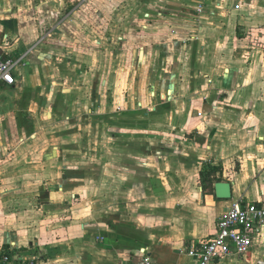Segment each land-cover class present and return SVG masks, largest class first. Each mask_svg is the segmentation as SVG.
<instances>
[{
  "label": "crops",
  "instance_id": "crops-1",
  "mask_svg": "<svg viewBox=\"0 0 264 264\" xmlns=\"http://www.w3.org/2000/svg\"><path fill=\"white\" fill-rule=\"evenodd\" d=\"M86 21L95 60L105 48L118 77L138 55L156 97H128L121 113L115 100L105 132L59 133ZM7 58L23 60L14 84L0 81V262L198 264L190 249L232 200L264 202V0H0ZM210 264H264V229Z\"/></svg>",
  "mask_w": 264,
  "mask_h": 264
},
{
  "label": "rangeland",
  "instance_id": "rangeland-1",
  "mask_svg": "<svg viewBox=\"0 0 264 264\" xmlns=\"http://www.w3.org/2000/svg\"><path fill=\"white\" fill-rule=\"evenodd\" d=\"M71 7L72 5L70 4L69 9ZM87 22L88 21L81 22L80 25L83 26L81 28L85 29L86 33L85 37L82 38V40L84 39V52L82 54L83 56L79 58L80 68L78 67V69H81L82 74L79 76L75 75L74 71L76 67L70 66L69 83L67 84V87H70L71 96L74 95L72 101L75 100L74 103L76 104L73 103L72 106H75V111L71 109V113L68 114V118L65 119L67 122L65 127L59 125L54 128V131H58L59 133H67V131H69L68 133H93L95 130L96 132H99V130L105 132L108 130L107 121L109 110L111 106H114L115 100H117V111L121 113V110L125 109V107L122 106V101L128 97H156L153 84L150 83L148 85L146 83L145 76H143L142 71L140 72L138 68V55L135 60L133 59V63L135 62L134 64L131 63V56L130 58L127 57L123 59V62L119 60L116 62L117 65L120 62V67L116 69L118 77L109 69L108 60L110 56L105 48L101 49L102 54L99 61L95 60L96 35L91 31L92 21H89L90 23ZM108 34H110V32H102L101 37ZM118 35L121 34L119 33L117 36ZM60 55L61 54H59V56ZM66 55L72 56L70 52H66ZM73 56L76 60V52ZM110 59L114 60V57H110ZM104 82H107L108 87L102 85ZM144 82L147 84L148 88H145ZM74 90H78V92L74 93ZM101 99H104L103 103H101ZM145 109L149 111L146 107L143 108L141 105L137 106L138 113L142 112L141 116H144L143 111H145ZM124 115L123 113L118 116V119H121L118 125L124 122ZM76 119L77 122L74 121ZM122 126H124V124Z\"/></svg>",
  "mask_w": 264,
  "mask_h": 264
},
{
  "label": "built area",
  "instance_id": "built-area-1",
  "mask_svg": "<svg viewBox=\"0 0 264 264\" xmlns=\"http://www.w3.org/2000/svg\"><path fill=\"white\" fill-rule=\"evenodd\" d=\"M23 58L0 60V81L14 84V69ZM264 229V202L245 203L241 199L232 200L230 205L218 217V232L204 242L199 249L191 248L189 254L198 264H210L216 258L233 253L246 254L253 248L255 240ZM9 256L3 260L8 261ZM31 264H35L32 262ZM130 264H154L151 256L145 255L140 261Z\"/></svg>",
  "mask_w": 264,
  "mask_h": 264
},
{
  "label": "water",
  "instance_id": "water-1",
  "mask_svg": "<svg viewBox=\"0 0 264 264\" xmlns=\"http://www.w3.org/2000/svg\"><path fill=\"white\" fill-rule=\"evenodd\" d=\"M217 196L224 199H230L232 197V184L230 182H218L215 185Z\"/></svg>",
  "mask_w": 264,
  "mask_h": 264
},
{
  "label": "trees",
  "instance_id": "trees-1",
  "mask_svg": "<svg viewBox=\"0 0 264 264\" xmlns=\"http://www.w3.org/2000/svg\"><path fill=\"white\" fill-rule=\"evenodd\" d=\"M218 170V167L217 166H213V165H205L204 168L202 169L201 171V178H202V181L204 183L206 182H210L212 183V175L214 172H216ZM2 254H9L7 251H5L4 253ZM1 256V255H0ZM0 264H5L3 262H0Z\"/></svg>",
  "mask_w": 264,
  "mask_h": 264
}]
</instances>
